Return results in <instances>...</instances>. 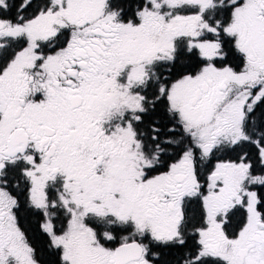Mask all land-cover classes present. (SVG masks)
<instances>
[{
  "label": "snow or ice",
  "instance_id": "1",
  "mask_svg": "<svg viewBox=\"0 0 264 264\" xmlns=\"http://www.w3.org/2000/svg\"><path fill=\"white\" fill-rule=\"evenodd\" d=\"M0 264H264V0H0Z\"/></svg>",
  "mask_w": 264,
  "mask_h": 264
}]
</instances>
